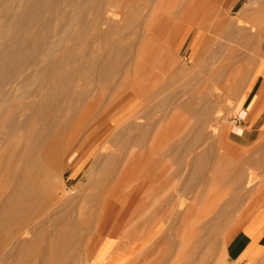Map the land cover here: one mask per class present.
<instances>
[{
    "label": "rangeland",
    "instance_id": "obj_1",
    "mask_svg": "<svg viewBox=\"0 0 264 264\" xmlns=\"http://www.w3.org/2000/svg\"><path fill=\"white\" fill-rule=\"evenodd\" d=\"M113 9L118 15V22H120L117 24L118 39L123 40L126 51L134 56L151 53L152 47L156 43L163 42L168 38L175 39L181 46L182 37L189 31L193 34L203 31L206 34V40L202 46L200 45V32L194 35L188 46L190 58L185 56L186 52L181 55L177 54L180 63L178 66L182 67L184 72L175 85L168 83L166 75L158 77L163 79L162 82L165 83V86L160 83L165 91L169 90L168 92L163 91V96L169 95V97H163L165 100L168 98L167 104L173 103L172 106H174L176 103L179 105L193 101L192 109H194V113H191L189 110L187 112L179 109L172 110L169 104L166 105V110L171 109L167 110V116H170L164 122L169 127L165 132V136H168V138L166 137L168 140L165 138L166 142H172L170 139H173L179 143H189L196 137L197 141L193 146L194 153L204 152L206 161L203 164L207 167V172L215 177L213 184L221 195V197L219 195V199H221L219 209L217 208L203 221L205 228L201 235L202 242H204L201 247L202 251L200 250L202 254L192 255L190 252L188 253L190 249L187 251L183 247L181 253L178 254L181 256L180 259L177 256L178 244L172 249L170 246L167 247V244L161 251V243L153 247L151 252L147 254L144 252V237L150 229L160 228L155 238L164 229L171 228L173 232L176 231V226L170 216L171 213L168 212V205H176L178 192L180 189L183 190V186L185 187L188 174L184 165L178 170L174 167L175 165L170 163L168 174L172 178L174 177L172 181L157 187L158 194L156 196L147 195L143 198L139 196L135 201H131L127 198L130 186L136 184L135 176L141 174L140 169H143L141 167L145 161L144 152L141 151H138L139 153L137 152L134 157L138 164L141 162L139 159L142 153L141 165L139 164L136 171L124 172L114 197L106 205L108 209L106 215L92 223L98 225L97 227L95 225L89 234H82L83 226H79L81 220L78 211L85 208L83 214L85 216L88 214L86 209L89 208V199H85V197L97 189V181L104 167V156H101L103 150L105 151L103 145L109 144L107 146L109 152L120 147L122 140L105 138L106 141L102 140L105 143L98 141L103 143L97 146L99 149L102 147L103 150L100 149L102 153L99 150V156L96 147L95 151H97L93 153H96L97 156L87 158L91 153L88 151L92 150L91 146H86L90 147L88 150L86 147L85 150L81 148V142L87 130V119L78 120V115L71 118L70 114L66 113L68 122L62 125V131L56 138L49 137L45 140L42 152L46 150V147L55 145L50 156H57V160L55 157L54 159L58 162L53 161L54 164H52L53 157L49 156L51 163H48L50 171L56 177L51 188L55 189L57 184L62 182L67 190L66 196L72 198V209L75 214L70 219L62 216V218H57L55 211L61 206L55 204L56 197L47 198L44 195L37 197L36 194L41 191L42 186L40 185L41 179L34 176L30 182L31 188L26 191L24 196V207L32 212L31 215L17 218L19 227L14 236L6 234L8 232L6 222L0 224V264H42L44 258L47 259V264H69L66 259L73 252V256L77 259L80 258L79 264H84V261L86 264H145L147 258L146 264H155V261H161L162 264H184V258L186 264H191L193 261L194 264H233L235 260L229 254V246L236 240L246 218L255 210L264 208V191H262L264 186L259 179L264 176V123L248 124L250 114L247 121H244L246 107L243 105L246 91L250 89L254 79L258 75L264 74V71L258 73L259 58L252 50L255 47V39L264 42V0H123L115 5V8L113 6ZM76 45L82 49L86 46L85 43H76ZM180 46L178 47L180 48ZM104 47L105 45L101 42V50L98 55H103ZM161 55L165 57L164 60H166V55L169 56L168 52L164 56L163 53ZM163 59L160 58L162 61ZM131 75L126 79L120 90V97L117 98L116 119L121 120L129 113L131 105L129 94L132 90L134 91V86L131 83L135 79V75L133 73ZM166 82L168 86L170 85L169 87ZM160 83L159 85H161ZM214 87L226 88L228 91L226 90L225 93L230 91L228 95L231 94V96L227 97V93L226 95L224 93L221 100L215 95L208 97L209 93L214 94ZM36 89L37 87L33 86L32 92H35ZM141 91H145L144 88ZM172 94L177 100L175 103L170 99L173 98ZM127 97L129 98L127 99ZM37 100L38 98H30L12 102L11 106L15 110L14 115L24 110L25 116L22 120H25L32 113L31 110H26L27 105ZM127 100H130V105ZM101 106L95 105L92 108V113H95V109L101 108ZM205 109L211 112V118L209 117L210 112L207 113ZM175 111L178 113L175 119H172ZM203 111L204 115L201 117ZM258 115L264 121V109H261ZM202 118L207 120L208 124L204 125ZM43 125L38 123L35 129H39ZM233 126H238L243 131L241 137L232 132ZM26 134L27 132L22 133V136L25 137ZM19 142L23 152L31 146L26 143L25 138ZM86 153H88L87 157ZM26 161L25 158L22 160V166ZM106 168L104 169L106 170ZM170 168L172 169L171 173H169ZM236 169L244 170H241L243 175L246 173L245 177L242 175L243 178L239 181L241 182L240 186H235L231 178L226 183L217 180V176L221 173L231 175ZM59 173L61 178H57L60 176ZM131 173H134V176ZM253 175L257 177L256 181L251 177ZM8 179L6 175L1 177L0 181L2 183L4 181L1 185H7ZM8 188L5 189L6 193L3 194V197L7 195ZM201 188L204 187L194 186L193 191L196 193L201 191ZM1 193L0 190V196ZM190 196L191 194L185 199V201L187 199L189 201L186 203L188 207L194 203L193 197L190 198ZM156 197L159 199L155 200ZM68 209L70 208L68 207ZM151 216L157 217L153 223H156V226L144 227L143 221ZM97 221L98 223H96ZM138 222L141 225L137 226ZM70 223H74L75 226L71 227ZM70 238L73 239L74 244L69 243ZM152 240L146 245H149ZM223 251L226 252L225 256ZM136 252L137 262L134 260ZM192 256L193 258H191ZM188 259H192V261ZM256 264H264V258Z\"/></svg>",
    "mask_w": 264,
    "mask_h": 264
},
{
    "label": "bare ground",
    "instance_id": "obj_2",
    "mask_svg": "<svg viewBox=\"0 0 264 264\" xmlns=\"http://www.w3.org/2000/svg\"><path fill=\"white\" fill-rule=\"evenodd\" d=\"M122 1L0 0V178L5 175L9 178L7 185H1L4 181L3 183L0 181V190L2 191L0 196V224L6 222L8 224L6 234L14 236L19 227L17 218L31 215L32 212L24 207V196L26 191L31 188L30 182L34 176L41 179L40 185L42 187L41 191L37 192V197L43 195L47 198L56 197L55 204L61 206L55 211L57 218L62 216L70 219L74 216L72 198L66 196L67 190L62 182L57 184L55 189L51 188L56 177L50 171L48 163H51V160L52 164L58 162L55 161L57 156H54L55 159L50 156L55 145L46 147V150L42 152L45 140L49 137L56 138L60 134L62 125L69 120L65 114L69 113L71 118L78 115V120L87 119L86 134L81 142L83 149L86 146H91L92 150H88L90 147H86V150L91 151L90 154L86 153V157L88 154L87 158L96 157L97 154L100 156L103 149L99 146L101 147L100 150L97 146L102 142L105 143V138L122 140L120 147L109 152L107 148L109 144L103 145L105 151L103 150L101 156H104V167L97 181V189L85 197V199H89V208L86 209L88 214L87 216L83 214L85 208L78 211L81 220L79 226H83L82 234H89L96 225L92 223L106 215L108 210L106 205L114 197L124 172L136 171L139 164L141 165L144 155L145 161L141 167L143 169H140V177L136 175L139 177L135 176L134 182L136 184L133 182L135 185L130 186L127 198L131 201H135L139 196H141L140 198L147 195L156 196L158 194L157 187L172 181L174 177L172 178L168 174L170 163L175 165L174 167L178 170L184 165L188 174L187 183L185 187H182L183 190L180 189V192L177 190L176 205H168V212L171 213L170 216L174 226H176V231L173 232L171 228L164 229L155 238L160 228L150 229L144 237V252L146 254L151 252L153 247L161 243L160 250L167 244V247L170 246L171 249L178 244L177 256L183 247L187 251L190 249L188 253L190 252L192 255L200 254L202 243L204 245L201 236L205 228L203 221L219 207L221 195L213 184L215 177L207 172V167L203 164L206 161L204 152L194 153L193 146L197 141L196 137L189 143H179L173 139H170L172 142H166L168 136H165V132L169 127L164 122L170 115L167 116L169 109L166 110V105L169 104L166 103L168 98L165 100L163 97H169V95L163 96L165 89L162 84L165 86V83L162 82L161 77V79L158 77L166 75L168 83L175 85L178 78L183 75V68L178 66L180 63L177 50L180 45L175 39L168 38L163 42L156 43L149 54L134 56V54L128 53L123 40L118 39L119 28L117 24L120 22H118V15L113 11V6L115 8V5ZM254 41L255 47L252 50L259 58L258 73L260 74L264 71V42L260 39ZM101 42L105 45L104 53L98 55L101 50ZM76 43H85L86 46L82 49L77 47ZM167 52L169 56L166 55V60L169 59L168 61L164 60L165 57L162 55L160 56L162 53L164 56ZM54 58L56 59L54 60ZM160 58H164L163 61ZM132 73L135 75V79L131 83L134 86V91L129 92L131 105L127 100L132 109L129 107V113L121 120L116 119L117 98L120 97V90ZM131 77L133 76L131 75ZM157 78L159 80L156 83ZM33 86L37 87L35 92H32ZM143 88L145 91H141ZM226 90V88L214 87V94L209 93L208 97L215 95L221 100V96ZM229 92H226L227 97L231 96V94L228 95ZM172 97L170 99L175 103V95ZM30 98H38V100L27 105L26 110H31L32 113L28 118L22 120L25 116L24 110L14 115L15 110L11 104L17 100ZM228 101H230L229 98ZM192 103L193 101H187L184 104L177 105L176 103L172 106V103L169 106L172 110L179 109L186 112L189 110L194 113ZM95 105L102 106L101 108L97 107L95 113H92V108ZM175 112L172 119H175L178 113ZM208 112L210 111L208 110ZM244 112V121H247L248 113ZM196 114L199 115V113ZM203 115L204 111L201 117ZM209 115L211 118V112ZM204 121V125L208 124L207 120ZM38 123L44 125L35 129ZM25 132L27 134L23 137L22 133ZM232 132L239 137L243 134L238 126H233ZM23 138H25L26 143L31 144L24 152L20 149L19 142ZM95 149L98 152L100 150V152L93 153L97 151ZM157 150L159 151L156 152ZM138 151L144 153L143 155L141 153L139 159L141 162L137 164V159L134 157ZM49 156L53 157L54 160L51 158L50 160ZM24 158L27 161L22 166L21 162ZM105 167H107L106 170ZM174 167L172 166V169ZM172 169L169 173L172 172ZM241 170L236 169L231 175L221 173L217 176V180L226 183L231 178L235 186H240L241 182L239 181L246 174L244 172L243 175ZM57 171L59 172V170ZM59 177L61 178V174L57 176V178ZM251 177L254 180L257 179L254 175ZM259 179L264 186V176ZM180 182L182 183L181 180ZM198 185L204 188L195 193L193 187ZM7 187H9L8 193L3 197ZM188 194H191L193 198L191 196L190 198L194 200V203L189 207L186 204L188 199L185 201L187 196L189 197ZM158 199L156 197L155 200ZM156 218V216H151L143 221L144 227L151 225L155 227L156 223H153ZM73 224L70 223V226L74 227ZM139 225L141 224L138 222L137 226ZM151 240L152 242L146 245ZM69 243L74 244L72 238H70ZM73 255L74 252L73 254L70 253L66 260L69 264H79L80 258L77 259ZM223 255H226L225 251H223ZM137 257L136 252L135 262H137ZM178 257L181 259L180 255ZM42 260V264H47L46 258ZM63 261L66 263L65 260ZM184 262L186 264L185 258ZM193 262L191 264H194ZM84 264H86L85 261ZM155 264L162 263L155 261Z\"/></svg>",
    "mask_w": 264,
    "mask_h": 264
},
{
    "label": "crops",
    "instance_id": "obj_3",
    "mask_svg": "<svg viewBox=\"0 0 264 264\" xmlns=\"http://www.w3.org/2000/svg\"><path fill=\"white\" fill-rule=\"evenodd\" d=\"M197 32H200V45L202 46L206 40V34L203 31ZM196 33L189 31L182 37V44L177 51L178 55L186 52L185 56L190 58L188 46ZM243 105L248 115L250 114L248 124L264 123L261 120L262 117L258 115L261 109H264V74L254 79L250 89L246 91ZM228 251L231 258L235 260V264H256L264 258V208L255 210L246 218Z\"/></svg>",
    "mask_w": 264,
    "mask_h": 264
}]
</instances>
